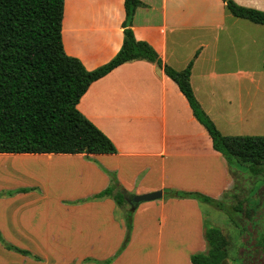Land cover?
Returning a JSON list of instances; mask_svg holds the SVG:
<instances>
[{
    "label": "crops",
    "instance_id": "0c3cea01",
    "mask_svg": "<svg viewBox=\"0 0 264 264\" xmlns=\"http://www.w3.org/2000/svg\"><path fill=\"white\" fill-rule=\"evenodd\" d=\"M141 1L143 5L132 16L134 36L147 41L162 62L175 69L184 68L193 57L190 84L215 123L209 98L214 80L244 75L246 44L233 54L216 48L210 54L205 51L211 39L215 47L223 46V37L232 28L238 30L241 17L232 15L223 0ZM234 1L264 11V0ZM124 18V0H64L61 38L65 53L77 57L86 69L105 63L121 46ZM252 24L264 31V24ZM183 30L199 31L185 56L180 53ZM239 35L230 46L240 41ZM77 108L112 140L116 152H0V157L54 164V173L60 174L54 192L34 182L26 184H38L37 192L0 198V205L22 200L13 216L0 215L3 237L40 257L36 260L0 244V264H96L84 259L103 260L112 255L124 236L118 207L107 196L77 201L109 184L102 168L115 173L130 193L162 190L160 198L137 204L130 240L109 264H141L143 254L146 261L142 264H161L162 255L166 264H191V253L206 251L204 215L196 199L165 197L164 191H197L220 198L231 187L232 178L176 83L155 62L126 61L92 81ZM178 207L183 212L178 213ZM181 236L185 239L179 244L176 240Z\"/></svg>",
    "mask_w": 264,
    "mask_h": 264
},
{
    "label": "trees",
    "instance_id": "16d2710c",
    "mask_svg": "<svg viewBox=\"0 0 264 264\" xmlns=\"http://www.w3.org/2000/svg\"><path fill=\"white\" fill-rule=\"evenodd\" d=\"M223 2L232 15L264 24L263 10L238 4L234 0ZM63 4L64 0H0V152H116L112 140L79 111L77 103L92 81L121 63L145 59L155 62L176 83L193 116L210 136L213 148L220 152L227 164L256 178L260 177L264 182V135L220 132L193 93L190 84L193 58L184 68L175 69L162 62L147 41L134 36L132 16L135 9L143 5L141 0H124L121 46L108 61L93 69H86L77 57L66 54L63 49ZM102 169L109 176V184L77 201L107 196L121 209L124 236L116 251L103 260L84 259L96 264H109L130 240L133 212L137 205L126 201L124 192L127 190L119 183L115 173ZM259 188L260 185L254 193ZM32 189L35 188L21 186L6 189L0 191V196ZM164 193L166 197L193 198L212 204L225 211L241 233L246 230L245 224L255 221L257 214L262 213L264 217V200L260 203L253 193L238 200L233 209L222 198H213L197 191L167 189ZM203 236L206 251L191 253V264H226L228 241L220 228L206 225ZM0 243L8 250L40 260L29 250L7 241L1 232ZM256 243L264 253V231L258 234Z\"/></svg>",
    "mask_w": 264,
    "mask_h": 264
},
{
    "label": "rangeland",
    "instance_id": "374dc122",
    "mask_svg": "<svg viewBox=\"0 0 264 264\" xmlns=\"http://www.w3.org/2000/svg\"><path fill=\"white\" fill-rule=\"evenodd\" d=\"M238 21L241 26L238 30L232 28L227 31V36L223 37L225 40L223 46L215 47L211 39L208 50L205 51L206 54H210L211 51L216 48L224 54H233L234 49L241 48L240 44L243 42L246 44L245 50L242 53L247 59V68H245L246 71L244 75H241V77H220L214 80L212 93L209 96L210 100H212V105H214L212 114L216 120L215 123H217L219 129L224 133L230 135H264V31L255 28L256 26L248 20L240 18ZM261 27L264 29V25ZM180 33L182 42L180 53L182 51L185 56L192 49L193 43L197 41L199 31L183 30ZM238 33L240 34V41L237 43L235 42L234 46H230L231 39L235 38L236 35L238 36ZM0 160H12L0 161V191L21 186H29L34 187L35 189L32 190L37 192L40 188L38 184H34V186L26 184L34 182H40L45 187L48 186L50 191H55L54 186L60 174L54 173L52 169V167L55 166L54 164L51 167V164L45 161L10 156H1ZM226 165L231 173L232 185L228 190L224 191L223 196L220 197L224 203L233 209L238 200L241 198L244 199L248 193H253L254 198H258L260 203H263L264 182L262 178H256L249 173L236 169L234 166L230 167L228 164ZM55 174L57 176H54ZM259 185L260 188L254 193V190ZM15 194L16 193L10 196ZM10 196L2 195L0 198ZM197 202H199V207L204 215L205 224L207 226H216L220 228L228 241L226 264H264V253L259 244L256 243L258 234L264 231V217L262 213L257 214L258 218L254 217L255 221L252 223L245 224L246 230L241 233L239 227L230 219L225 211L206 202L199 200H197ZM21 203L22 200H12L0 205V215L5 214L13 216L18 209L20 210ZM177 212H183V210L178 207ZM116 213L121 216V209L118 208ZM232 213L238 216L237 213ZM184 239L185 238L181 236L176 241L181 244ZM179 251L185 252L181 249ZM143 259H146V255L144 254L140 255L139 261L141 264L143 263ZM160 261L161 264H166L165 261H163V255Z\"/></svg>",
    "mask_w": 264,
    "mask_h": 264
},
{
    "label": "water",
    "instance_id": "95a60500",
    "mask_svg": "<svg viewBox=\"0 0 264 264\" xmlns=\"http://www.w3.org/2000/svg\"><path fill=\"white\" fill-rule=\"evenodd\" d=\"M161 196H162L161 189L149 191V192H143V193H130L128 191L124 192V197L126 201L131 205H137L144 201L160 198Z\"/></svg>",
    "mask_w": 264,
    "mask_h": 264
}]
</instances>
